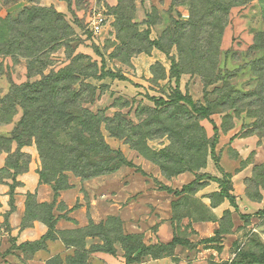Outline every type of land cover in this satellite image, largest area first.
<instances>
[{
  "label": "rangeland",
  "instance_id": "374dc122",
  "mask_svg": "<svg viewBox=\"0 0 264 264\" xmlns=\"http://www.w3.org/2000/svg\"><path fill=\"white\" fill-rule=\"evenodd\" d=\"M98 13L106 22L94 33L90 24ZM263 18L264 0L235 5L227 25L217 28L219 38L210 18L202 33L193 34L185 0H0V196L19 189L29 171L62 187L66 179L107 172L122 155L146 168L153 164L149 159L159 160L165 178L184 171L203 176L177 201L167 235L143 227L139 238L128 239L114 218L104 227L75 224L54 235L64 251L52 264H128L161 232L199 240L214 227L205 224L197 232L191 224L214 220L227 233L236 224L224 240L226 251L212 253L216 260L210 251L180 248L157 264H250L252 255L261 258L264 69L256 63L264 57V35L257 37ZM29 85L28 92L14 91ZM176 90L196 105L212 106L218 133L188 106L171 105ZM26 93L32 96L26 99ZM158 100L170 106L158 107ZM117 115L123 119L111 124ZM122 127L142 154L112 135V128ZM103 143L122 155L108 154ZM221 190L237 197L238 211L228 201L214 211L224 202ZM98 199L102 206L111 200L105 193ZM50 211L31 199L26 225L47 220ZM142 215L139 222L150 223ZM5 216L0 233L8 230Z\"/></svg>",
  "mask_w": 264,
  "mask_h": 264
},
{
  "label": "crops",
  "instance_id": "0c3cea01",
  "mask_svg": "<svg viewBox=\"0 0 264 264\" xmlns=\"http://www.w3.org/2000/svg\"><path fill=\"white\" fill-rule=\"evenodd\" d=\"M133 164L137 166L134 162ZM144 165L143 167H137L145 175L137 172L134 168L123 166L113 174L87 181L69 179L70 188L58 192L54 191L52 185L41 182L36 172L29 171L23 175L21 187L14 192L12 207H10V196H0L2 201V205H0V224L4 225V216L6 215V225L8 227L6 232L0 233V264H48L51 259L64 251L63 244L59 240H49L44 248L34 252L29 251L28 247L24 246L42 240L49 231L44 222L39 220L34 221L29 226H24L29 194L34 196L37 205H53L52 214L56 221V232L74 230L77 228L74 226L75 224L79 225V228L87 227L91 222L100 224L110 217H116L121 220L125 235H142L144 229H152L153 227L156 230L159 229V231L165 230L164 234L167 235L168 228H173L174 204L180 197H175L173 194L161 189V187L181 191L184 186L192 183L196 176L187 172L168 179L162 175L156 165H147L148 169L154 171L153 176ZM110 183L111 186L108 185ZM1 187L8 189L7 186ZM104 193L111 200L102 206L98 198ZM226 203L227 200L222 205L215 207L214 211L216 212L217 208L226 205ZM59 205L64 206V209L59 208ZM83 205H86V207H83ZM143 212L148 214L147 217H149L150 223L146 220H143L142 223L139 222ZM98 219L100 220L97 221ZM205 224L214 227L212 235L198 236L199 240L185 239L193 245V250H197V252L200 249L210 251V256L213 260H216L212 253L216 252L221 255L226 251L227 247L224 246V240L227 241L226 238L233 233L236 224L234 221L235 225L232 226L231 232L223 235L224 237L221 238L219 243L208 245L203 244L202 241L214 237L221 226L215 220L210 223L196 221L191 225L193 229L200 232ZM143 227L144 229H142ZM161 235L162 232L160 238H156V242L150 246L168 244L177 236L173 233L169 237H164L165 235H162V237ZM180 248L188 249L189 247L178 246L174 249V252ZM170 257L174 258V253L160 259L146 256L142 258L143 260L139 264H145L149 259L157 264Z\"/></svg>",
  "mask_w": 264,
  "mask_h": 264
},
{
  "label": "trees",
  "instance_id": "16d2710c",
  "mask_svg": "<svg viewBox=\"0 0 264 264\" xmlns=\"http://www.w3.org/2000/svg\"><path fill=\"white\" fill-rule=\"evenodd\" d=\"M185 1L188 3V6H189L190 11H191V22H190L191 26L190 27L193 28V30H194L193 34H197V32L198 33H202L203 30L206 28V26L201 25V24L204 23V22H207V18H210V23H209L208 26L213 28L215 30V32L218 31V35H219L218 37L220 38L222 29L220 31V28L219 29H217V28L220 27V25H223V27H225L227 25L228 19H229V16H230V12H231L232 8L235 7V5H239V4H242V3L249 4V3H251V2H253L255 0H185ZM262 22L264 24V18H263ZM189 34L190 33H187V36ZM263 35H264V32L259 33V35H257V37H260V36H263ZM217 50H218V46L215 48V51H216L215 52V57H218ZM256 65H257L258 68L264 69V57L262 59L258 60ZM260 81H261V83H260V87H259V93L264 98V78H260ZM177 87H179V81H177ZM31 88L32 87L30 85L27 86V87H21V88L15 87L14 91L28 92L29 90H31ZM31 96H32L31 94L26 93L25 98L28 99ZM9 99H10V97L8 96L7 100H9ZM170 101L172 103L171 105L176 107L175 109H179L180 107H183L181 104H184V105L188 106L193 114H195V115H197V116H199V117H201L203 119L208 120L212 125H214V131L216 133H218V130H217L215 124L211 120V115H212V112H211L212 106L211 105H208L207 107H204L202 105H196V104L193 103V101L191 100L190 97H184L182 95V93L180 92V90H176L174 92V95L172 96ZM158 102H159L157 104L158 107H161L162 105L170 106V104L164 102L163 100H158ZM26 111H28V108H26ZM118 118L123 119V116L117 115L113 120L110 121V123L111 124H115L117 122V120H119ZM120 122H123V121L120 120ZM123 129H124V127L120 128V130H117L116 128H114V129L112 128L111 129L112 135L115 138H117V139H122L123 138L124 140L127 141V143L131 144L129 135L126 136L125 135L126 132ZM103 145H105V147L107 148L106 152L108 154H115L116 155V154L120 153L122 155V153L120 151L113 150V149L109 148L106 145V143L105 144L103 143ZM131 145H132L131 147L133 148V150H136V151L140 152L141 154L143 153L141 144L140 145L139 144H131ZM149 160L151 161V163L156 165L160 169V171L162 172L164 166H163V164L161 162H159V160H157L155 158H151ZM123 166L129 167V168H134V169H136L137 172L145 175V173L139 167L135 166L132 161L127 160L122 155L121 161H119L118 164H117V162H115L114 166L112 164L111 168L107 169V172L101 173V174L91 175V176L82 178V180L83 181H87V180H91V179L98 178V177H101V176L113 174V173H115L118 169H120ZM187 172L194 174L196 176V179L192 183L184 186L181 191L180 190L173 191V190L168 189L166 187H161V189H163L164 191L169 192L170 194H173L175 197H178V198L180 197L179 200H178V201H180L181 199H183V197L187 193H192V189H194V187L197 184L202 183L201 180H202L203 176L200 175V174H197L196 171H193V172L184 171V172L176 175V177L181 175V174L187 173ZM38 175L40 177L41 182H44L46 184L52 185L55 192H58V191H61V190H66V189L70 188V184H69V181H68L69 179L65 180V185L64 186L58 187L57 182L45 181L43 179L41 173L38 174ZM173 177H175V176H172V177H169V178H173ZM9 194H10V204L12 206L13 205V195H14L12 189H10V193ZM220 196L222 198V200H221L222 202L225 201V200L229 201L231 206L234 207L238 211V206L236 204L237 197L232 194L231 190H230V192L221 190ZM31 199H34V196L29 194L28 195V202H27V214H26V217H27V215L29 213ZM176 203L174 204V211H175ZM38 206H46L47 208L51 209L50 216L48 217V219L47 220H43L44 224L48 227L49 231H48V234L42 240H40L38 242H35V243H28V244L24 245V246H26L28 248H31L33 251H36V250L44 248L46 246V242L49 241V240H56L54 235L57 233L56 230H55L56 221H55L54 216L52 214L53 205H38ZM112 218L117 219L122 225V222H121L120 219H118L116 217H110L109 220L112 219ZM241 218L243 220H246V219L249 218V216L242 215ZM27 223L28 222H27V219H26L24 221V226H28V225H26ZM106 224H107V222L105 224L100 223L99 225L101 227H104ZM91 226L98 227L97 224H94L93 222H91L86 227V229L91 227ZM61 233H66V231L65 232H61ZM225 234H228V233L227 232H222V230L220 228L219 230L216 231V234H215L214 237L209 238V239H205V240L202 241V243L206 244V245L212 244V243H218V241H219L218 237L219 236H223ZM123 235H124L125 238H128V239H133V238H139L140 237V235H125L124 233H123ZM178 246L193 248V245L190 243L189 240H187L185 238H181L179 236H175L173 238V240L170 243H168V244H157V245H152V246H142L141 248H138L131 255V258L128 259L127 263L128 264L136 263V262L140 261L143 257H146V256L147 257L150 256L153 259H160V258H162L163 256H166V255L170 256V255L173 254L174 249L176 247H178ZM56 258L57 257L51 259L48 262V264H52L53 261ZM252 258H253V261L250 264H264V253L262 254L260 259L255 258L254 255H252Z\"/></svg>",
  "mask_w": 264,
  "mask_h": 264
},
{
  "label": "built area",
  "instance_id": "2783aa9c",
  "mask_svg": "<svg viewBox=\"0 0 264 264\" xmlns=\"http://www.w3.org/2000/svg\"><path fill=\"white\" fill-rule=\"evenodd\" d=\"M106 17L102 13L95 14L91 20V31L100 33L105 25Z\"/></svg>",
  "mask_w": 264,
  "mask_h": 264
}]
</instances>
